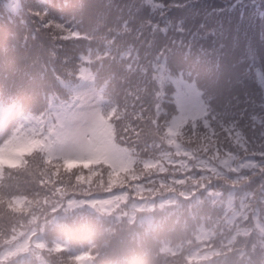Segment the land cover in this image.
Instances as JSON below:
<instances>
[{
    "label": "clouds",
    "instance_id": "9594fccd",
    "mask_svg": "<svg viewBox=\"0 0 264 264\" xmlns=\"http://www.w3.org/2000/svg\"><path fill=\"white\" fill-rule=\"evenodd\" d=\"M51 3L52 0H48L47 5L42 4L41 0H19V8L13 13L8 0H0V29L18 33L21 27L31 29L32 25L28 21L40 25L43 20L49 19L43 9L51 7ZM125 7L121 4L107 10L103 24L94 25L95 31L91 32L95 37L92 47L104 51L105 41L114 37L124 21L130 22L129 33L119 37L117 44L120 47L112 45V51L118 56L129 47L139 49V64L145 70L134 67L127 71L120 62V71L124 80L136 89L140 103L147 108L155 87L150 69L152 57L145 55L149 51L145 44L135 39L136 22L132 21L130 15L121 14ZM36 10H40V19L32 15ZM31 47H25L21 42L18 48L10 47L9 51L19 54L22 50L20 58L25 63L20 68L21 72L40 73L42 83L38 89L22 87L15 70L0 77V105L6 109L5 118L0 120V149L5 152L9 149L19 150L24 153L26 161L23 169L15 170L19 182L7 179L10 173L8 169H5V179L0 181V215L5 218L6 226L11 224L14 229L12 239L0 240L3 264H36V249L26 243L28 234L43 227L45 223L51 231L52 221L67 213L71 201L118 193L135 196L139 182L137 178L152 175L159 161L176 160L179 164L176 171H189L194 165L189 166L188 161L179 159L181 153L186 148L199 153L202 146L201 140L187 136L186 132H165L164 121L167 118L161 117L157 125L150 112L138 122V138L129 139L125 132L129 131L134 120L131 111L126 116L121 111L113 118L109 111L113 100L101 111L83 98L104 86L105 70L93 64L94 80L81 79L75 52L70 54L67 64L58 60L53 62L48 57H42L37 64L29 55ZM87 47V42H81L78 51H85ZM30 79L34 77L30 76ZM61 79L70 84L67 87L59 84ZM105 94L111 97L109 90H105ZM53 95L56 101L50 103ZM123 103L127 104L126 98ZM176 127L177 123L172 125V128ZM145 145L149 146L145 148ZM65 161H85L89 166L80 163L69 169ZM96 172L101 175H94ZM253 176L256 179L249 185L248 181ZM184 180L187 182L162 186L168 194H162L157 200L141 203L130 199L125 205L130 211L136 205L140 208L151 205L156 210L150 213L153 216L151 229L128 225L127 220L124 221L130 232L137 235L128 240V250L119 264H183L179 258L168 259L169 250L165 245L191 241L193 238L197 241L211 238L213 243L228 239L233 245L228 260L218 259L215 264H264V254L245 258V250L251 251L249 246L264 248V187L257 186L264 185V174L241 173L233 177L227 171L215 170L212 178L192 173L184 177ZM204 181L213 184L217 190L234 193L235 199L232 196L210 197L201 191L205 187ZM89 185L93 195H79L89 191ZM113 185L119 186L111 192L103 191ZM247 187H252L256 192L255 199L247 206L253 219L248 218L243 208L239 213L236 208L240 195ZM169 201L171 206H166ZM257 208L261 209L259 222L255 219ZM20 221L23 223L17 226ZM20 228H23L22 234ZM57 232L62 243L71 245L74 239L71 234L58 229ZM8 235L5 230L4 236ZM88 239L94 240L95 237ZM96 252L92 264H116L110 251L100 247ZM207 254L211 255V250ZM60 255L67 257L70 253ZM66 264L71 262L66 261Z\"/></svg>",
    "mask_w": 264,
    "mask_h": 264
},
{
    "label": "snow or ice",
    "instance_id": "6c2138e0",
    "mask_svg": "<svg viewBox=\"0 0 264 264\" xmlns=\"http://www.w3.org/2000/svg\"><path fill=\"white\" fill-rule=\"evenodd\" d=\"M53 7L67 8L69 4L65 0L63 5H52L51 3V7L46 6L43 9V13L49 15V19L43 20L41 25L47 24L54 19L52 16ZM84 7V5H80L82 15L79 23H83L86 18H91L90 15L86 16L84 14ZM144 8H148L153 14H159L161 18H164L168 5H165L163 0H140L139 6L129 8L131 19L136 22L135 39L147 45L149 51L145 55L152 57L150 69L155 87L152 92V100L147 108L140 103L138 93L131 85L126 90V96L136 105L139 113L146 114L150 112L157 125L160 124L161 117H166L167 119L164 121L165 132H170L173 124L183 121L185 122L184 129L191 134L190 137L195 136L196 139L204 141L199 153H193L186 148L185 151L188 155L179 157V159L188 161L189 166L194 165L189 175L195 173L196 176L212 178L215 170L227 171L228 175L233 177L239 176L241 173L248 175L253 173L264 174V99L258 105L254 102L246 101L244 106L240 107L239 94L234 93L233 98L237 100L235 106L227 103L220 107H214L211 101L217 99V94L210 93L206 98H202L203 93L195 89V84L193 83L191 87L195 90V105L187 110L178 109L172 102V94L169 88L170 83H172L171 75L173 72L169 64L171 49L167 46H161L155 53L151 49L156 44L155 36L157 33L167 35L171 27H175V30L180 32L183 31V28L180 25L174 26L171 21H166L164 25H161L158 21H153L150 18H139L138 14ZM39 11L36 10L35 13ZM37 19H40V16H37ZM74 19L75 17L73 16L69 21L57 23L56 27L65 32L74 33L78 40L87 42V49L75 56V60L79 65L78 71L81 74L92 75V65L99 63L100 68L109 73V82L117 79L125 82L121 75L120 62H122L123 67L127 71H131L134 67L142 71L145 70L139 64L140 52L138 48L129 47L127 50L120 52L118 56L112 51V45L120 47L117 44L119 37L129 33V21H124L120 29L115 32L114 37L105 41V49L101 53L98 48L94 49L92 47V41L95 39L92 33L77 27L76 23H73ZM102 24L103 21L97 23L98 26ZM145 36L149 37L147 41H145ZM105 61L108 63L105 64ZM180 74L181 78H183L184 71H180ZM188 75H191V72ZM238 83L242 85L243 82L238 81ZM106 88L107 85H104L101 91L103 92ZM262 91H264V86H262ZM140 109H143V111H140ZM5 112L6 109L0 105V113L5 114ZM152 146L155 147V144ZM255 179L256 177L253 176L248 181V184L251 185ZM257 186L264 187V185ZM201 191L213 198L232 196L235 199L234 193H226L223 189L217 190L213 184L205 183V187ZM255 197L256 192L253 188L247 187L236 204L237 212L239 213L240 209L243 208L248 218L253 219L252 212L249 211L247 206ZM260 212V208L255 209L256 222H259ZM54 227L58 230H67L74 238H85L84 233L78 229L74 218L69 219V217L65 216L57 220ZM249 248L251 251L245 250L246 259H251L258 253L264 254V248H252L251 246ZM228 258L229 256H226L224 258L225 261ZM34 259L36 264H41L40 257H34ZM217 260V257L211 256L202 261V264H215Z\"/></svg>",
    "mask_w": 264,
    "mask_h": 264
},
{
    "label": "bare ground",
    "instance_id": "6f19581e",
    "mask_svg": "<svg viewBox=\"0 0 264 264\" xmlns=\"http://www.w3.org/2000/svg\"><path fill=\"white\" fill-rule=\"evenodd\" d=\"M212 35H213L212 33H206V34H200L199 33L200 38H202L205 43L211 41ZM249 98H250V96L246 97L245 99H249ZM237 238L240 239V237H237Z\"/></svg>",
    "mask_w": 264,
    "mask_h": 264
}]
</instances>
